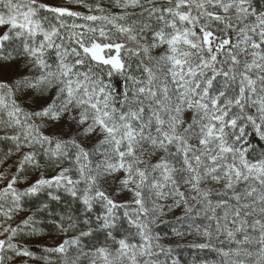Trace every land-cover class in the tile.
Wrapping results in <instances>:
<instances>
[{
	"label": "snow or ice",
	"instance_id": "snow-or-ice-1",
	"mask_svg": "<svg viewBox=\"0 0 264 264\" xmlns=\"http://www.w3.org/2000/svg\"><path fill=\"white\" fill-rule=\"evenodd\" d=\"M69 3L0 0V264H177L181 207L190 247L264 264V2ZM52 189L79 208L17 221ZM43 212L67 238L37 256Z\"/></svg>",
	"mask_w": 264,
	"mask_h": 264
},
{
	"label": "rangeland",
	"instance_id": "rangeland-1",
	"mask_svg": "<svg viewBox=\"0 0 264 264\" xmlns=\"http://www.w3.org/2000/svg\"><path fill=\"white\" fill-rule=\"evenodd\" d=\"M46 3L52 4V5H56V6H67V7H71L74 10H78L81 12H86V9L79 7L77 5L71 4L69 3V0H45ZM90 3H94L95 0H89ZM258 2H264V0H258ZM112 11H118V9H112ZM71 22V21H69ZM8 163H12V161H8ZM7 167V164L0 166V171H3L5 168ZM12 171L14 172L15 169L13 168ZM55 173H53L54 175ZM37 177L30 176V180L34 181ZM2 186V185H0ZM25 186H28L27 184H25ZM129 197H126L124 195L118 196L117 199L119 200H123V199H127ZM167 203V202H165ZM167 211V210H165ZM184 215L183 213V209L178 208V209H174L171 212H167L166 215H164L163 217H161V220L164 222H157V224L154 226H161V229H158L155 233L160 237V243H162L163 245L167 246H171L172 248V252L170 255H172L173 250H175L176 247L178 248H183V247H188L189 245L193 244V243H202L204 242V240H202L201 238L195 236L194 234L192 235H184V236H177L176 233L177 232H184L187 233L188 231H190L189 229V224H190V220L189 218H185L182 221H178L177 217H182ZM23 216V214L21 213L16 219L17 221ZM191 219H196L195 216H192ZM75 233H69L68 235H74ZM64 238V236H60L57 233V230L55 227L52 228V233H48L45 234L43 233L42 237H32V238H27L22 240V243H24L25 245H39V246H55V244L61 242ZM217 261H213L209 258H204L202 261L197 260L196 263L194 264H202V262H206V264H218L219 261V256L217 254ZM186 262L187 264H190L189 262V258H186ZM179 264H184V263H180L178 261Z\"/></svg>",
	"mask_w": 264,
	"mask_h": 264
},
{
	"label": "trees",
	"instance_id": "trees-1",
	"mask_svg": "<svg viewBox=\"0 0 264 264\" xmlns=\"http://www.w3.org/2000/svg\"><path fill=\"white\" fill-rule=\"evenodd\" d=\"M7 148V145L4 142H0V152L5 151ZM54 172H48L45 173V175H53ZM29 176L37 177L39 176V173H33L30 172ZM18 187L24 188L27 187L25 184H21ZM52 192L54 195H59L61 197L60 201H52L51 198L48 195V190H44L40 193H38L36 196L32 197H26L24 198V207H25V212L22 213L23 216L21 218H26L27 215L32 214L33 212L36 211L37 208L40 207L42 203H49L50 208L54 209L56 213H60L62 210H66L69 208V205L71 206V209L75 210L79 208V204L76 201H73L72 198L65 193L62 189L61 190H56L52 189ZM79 214V213H77ZM36 219L39 221H42L40 227L43 229V233L48 234L52 233V228L55 227L52 223L49 221L51 218L48 216L47 212L39 213L36 216ZM161 226H156L154 227V232H156ZM30 250H32L37 256H40L43 252V246L39 245H26ZM172 259H175L180 263L187 264L186 258H189V263L194 264L196 263L197 260L202 261L204 258H209L213 261H217V253L210 250V249H196L192 248L190 246L188 247H183V248H178L176 247L175 250H173V253L171 255ZM53 259L55 257L53 256ZM38 264H43L42 261H39Z\"/></svg>",
	"mask_w": 264,
	"mask_h": 264
}]
</instances>
